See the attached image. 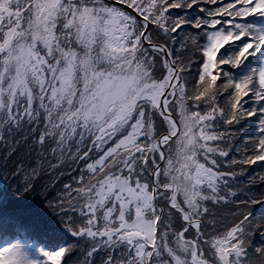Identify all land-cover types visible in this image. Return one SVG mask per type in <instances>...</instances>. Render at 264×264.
<instances>
[{"label":"snow or ice","instance_id":"snow-or-ice-1","mask_svg":"<svg viewBox=\"0 0 264 264\" xmlns=\"http://www.w3.org/2000/svg\"><path fill=\"white\" fill-rule=\"evenodd\" d=\"M257 16L264 0H0V144L26 128L71 170L50 206L73 238L49 247L17 226L0 264H264L249 208L264 199H239L232 170L264 162V64L225 69L264 54ZM249 118L252 154L230 158ZM13 175L22 194L41 172ZM209 202L242 207L221 225Z\"/></svg>","mask_w":264,"mask_h":264},{"label":"rangeland","instance_id":"rangeland-1","mask_svg":"<svg viewBox=\"0 0 264 264\" xmlns=\"http://www.w3.org/2000/svg\"><path fill=\"white\" fill-rule=\"evenodd\" d=\"M172 15L174 17L183 16V9L173 10ZM185 51L193 60H196L199 55L194 51ZM251 65L255 66L253 69H257L256 62H251L250 68ZM195 73L196 66L194 65L193 76L189 77V83L186 85L190 90L192 82L197 78ZM226 96L227 93L220 98L221 104L224 103ZM237 128L239 131H236V139L231 143L230 158L241 160L245 155L252 154V145L260 136L259 124L255 118H249L242 121V127L237 126ZM7 141V147L0 144V223L2 225H18L26 229L36 241L47 243L49 247L54 244L71 242L73 238L61 224V217L50 206V202L53 201L56 192L63 183L70 181L69 172L71 170L67 165L61 169L50 168L49 164H56V159L47 153H39L36 150L32 134L26 128L14 132L12 136L7 137ZM17 165L21 166V171L35 166L41 172V175L33 180L34 187L31 191L22 194L17 192V187L23 180L22 177L13 175ZM232 170L238 173L235 181L238 187L234 190L239 199H264V180H261V177H264V162L258 161L252 165L236 164ZM61 172L64 174L61 175ZM71 175L75 176L76 173L71 172ZM53 183H55V187H53ZM209 207L215 218L220 221L221 225H224L231 223L232 213L242 206L231 202L227 205H211L209 202ZM249 208L256 209L253 214L257 218L255 223L259 231L261 225H264V208L259 204L249 205ZM7 228L0 226V236H7L11 239L14 233L11 234V237L3 234V230H7ZM260 240L258 235L253 237L254 244H258ZM77 257L83 260L82 250L74 254L73 262Z\"/></svg>","mask_w":264,"mask_h":264},{"label":"trees","instance_id":"trees-1","mask_svg":"<svg viewBox=\"0 0 264 264\" xmlns=\"http://www.w3.org/2000/svg\"><path fill=\"white\" fill-rule=\"evenodd\" d=\"M200 6L201 7H213V8L215 7L214 5H205V4H202ZM186 12L190 17H196L198 15H202V13H200L198 7H193L192 9H183V14H185ZM254 18L255 17L247 18V22H249L253 27H259L258 25L254 24ZM242 43L243 42H239V41L236 42L235 45L228 48V52L234 54L235 52H237L239 50V47L242 46ZM261 57L262 56L260 54H258L257 56H249L247 61H245L244 64L241 65L240 68H232L231 66H225V69H227L226 71H228V72H230L236 76H242V75L248 73L250 70H252L250 68V63L254 60H256V61H258L259 59L261 60ZM254 210H256V209H251L252 212H254ZM9 212H14V211H9ZM12 215H14V214H12ZM6 225H2V227H5V228L8 227L7 230L5 229L3 231L4 232H10V233L13 232V229L18 226V225H7V226Z\"/></svg>","mask_w":264,"mask_h":264},{"label":"bare ground","instance_id":"bare-ground-1","mask_svg":"<svg viewBox=\"0 0 264 264\" xmlns=\"http://www.w3.org/2000/svg\"><path fill=\"white\" fill-rule=\"evenodd\" d=\"M0 226H2V224L0 223ZM33 232H35V231H33ZM35 235V234H34Z\"/></svg>","mask_w":264,"mask_h":264}]
</instances>
